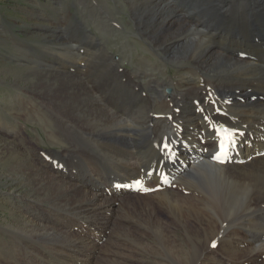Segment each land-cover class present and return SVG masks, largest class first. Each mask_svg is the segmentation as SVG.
I'll list each match as a JSON object with an SVG mask.
<instances>
[{
	"label": "bare ground",
	"instance_id": "1",
	"mask_svg": "<svg viewBox=\"0 0 264 264\" xmlns=\"http://www.w3.org/2000/svg\"><path fill=\"white\" fill-rule=\"evenodd\" d=\"M174 1L133 5L138 29L161 58L155 64L143 56L147 70L123 69L99 39L102 59L125 76L122 86L90 89L82 75L33 65L15 74L36 89L15 84L6 101L21 107L35 93L47 109L55 101L64 107L48 114L31 103L25 121L44 116L57 148L32 149L37 160L19 157L12 170L32 182L33 198L49 205L46 212L74 217L82 229L26 222L8 231L17 238L13 252L4 247L9 260L88 264L100 239L97 226L110 222L99 216L132 206L142 207L165 237L160 245L174 264H264V0ZM169 63L177 71L163 80L155 70L163 76ZM11 110L3 107L0 128L16 135L18 123L6 117ZM220 153L225 163L214 158ZM130 189L138 192L134 198L124 195ZM178 226L187 236L183 244L166 237ZM23 239L31 242L22 245Z\"/></svg>",
	"mask_w": 264,
	"mask_h": 264
},
{
	"label": "rangeland",
	"instance_id": "2",
	"mask_svg": "<svg viewBox=\"0 0 264 264\" xmlns=\"http://www.w3.org/2000/svg\"><path fill=\"white\" fill-rule=\"evenodd\" d=\"M135 2L137 0H0V112L3 107L10 105L13 110L8 115L6 113V117L11 118L13 124L18 123L16 125L20 127V132L16 135H7L0 128V264H22L19 255L9 260L7 257L12 253L7 252L4 247L12 248L13 252L12 242L15 244L17 238L11 239L8 231H18L26 222L30 225L48 223L49 226L62 228L64 232H71L74 224L77 225L75 229H82L81 223L74 217L68 216L63 220L61 213L46 212L45 207L49 205L42 203L40 206L33 198L35 191L32 182H26L22 173L12 170L19 157L37 160L32 149L35 151L37 148L38 152L42 148H57L51 145L46 136L44 116L30 115L29 119L32 121H25L27 119L23 115L33 111L32 104L47 113L48 110L52 111V108L64 107V104L55 101L57 106L49 103L51 106L47 109V105L43 103L45 100L35 97L39 96L35 93L27 94L29 98H34L21 107L6 101L7 97H13L15 84L21 83L20 85L27 86L31 91L36 89L32 82L17 80L15 74L19 70L23 71L24 66L33 65L30 67L34 69L82 75V81L89 85L90 89L103 87L106 90L112 87L114 82L122 86L125 76L121 72L120 76L117 75L116 70H111L102 59L104 54L99 50L101 41L123 69L147 70L141 62L143 56H149L153 62H161L160 55L156 50H150V41L138 29V20L134 17L133 10ZM174 2L171 0V3L176 5ZM70 57H76V61ZM151 68L152 66L148 67ZM165 69L163 76L159 70H155L163 80L177 71L170 63ZM59 86L61 87V83ZM78 163L76 169L81 173L80 168L84 165L79 160ZM137 193L130 189L124 195L134 198ZM133 209L132 206L119 208L116 212L110 211L99 216L107 217L110 222L105 227L102 224V227L97 226L101 231L100 239L96 241V250L92 252L91 259L86 260L88 264H174L168 256L170 252L163 250L160 245L165 237L154 230V225H151L147 218L145 220L142 207H138L136 211ZM160 214L167 217L163 210H160ZM114 222L123 226L113 227ZM132 222L136 225L132 226ZM167 234L166 237L171 242L183 244L184 239H187L185 229L181 226L176 227L175 232ZM29 242L31 241L23 239L22 245ZM30 250L37 253L36 256L43 255L41 251L33 248ZM115 251L128 257L115 258ZM70 255L75 256L76 253Z\"/></svg>",
	"mask_w": 264,
	"mask_h": 264
},
{
	"label": "snow or ice",
	"instance_id": "3",
	"mask_svg": "<svg viewBox=\"0 0 264 264\" xmlns=\"http://www.w3.org/2000/svg\"><path fill=\"white\" fill-rule=\"evenodd\" d=\"M164 147H165V148H167V147H168V145H167V144H165V145H164ZM214 158H217V159H219V157H218V156H217V157H214ZM213 246H215V244H213Z\"/></svg>",
	"mask_w": 264,
	"mask_h": 264
}]
</instances>
